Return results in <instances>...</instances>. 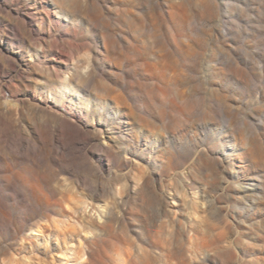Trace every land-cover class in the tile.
I'll list each match as a JSON object with an SVG mask.
<instances>
[{
  "label": "rangeland",
  "instance_id": "1",
  "mask_svg": "<svg viewBox=\"0 0 264 264\" xmlns=\"http://www.w3.org/2000/svg\"><path fill=\"white\" fill-rule=\"evenodd\" d=\"M78 13L63 86L0 23V264H264V0Z\"/></svg>",
  "mask_w": 264,
  "mask_h": 264
},
{
  "label": "bare ground",
  "instance_id": "2",
  "mask_svg": "<svg viewBox=\"0 0 264 264\" xmlns=\"http://www.w3.org/2000/svg\"><path fill=\"white\" fill-rule=\"evenodd\" d=\"M0 8H8L9 12H12L13 21L7 20V22H3L0 19V23H4L5 26L7 25L9 29L13 30L14 34L10 32L13 38L16 39L19 35L18 33L23 30L30 37L32 36L40 41L42 48L38 55L43 57V59L45 58L43 47L50 53L52 60L55 62L52 66L51 77L60 86H63V73L69 67L70 62H68V57H65V62L59 61L65 54L63 55L57 42L65 39L64 36L67 38L69 30H58L55 25L58 27L60 24H66L68 29L73 26V21L79 15L78 0H0ZM1 42L0 40V44ZM75 125L76 122L72 118L68 119L60 115L54 132H59L62 127L67 128ZM77 135H81V132L77 133ZM13 136V126L10 119L0 116V140L7 148L10 147ZM25 143V139L20 138L19 145L24 146Z\"/></svg>",
  "mask_w": 264,
  "mask_h": 264
}]
</instances>
